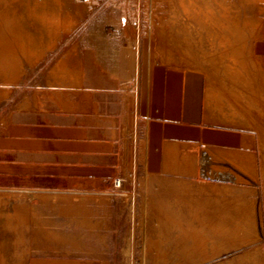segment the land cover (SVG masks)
Listing matches in <instances>:
<instances>
[{
	"label": "rangeland",
	"instance_id": "rangeland-1",
	"mask_svg": "<svg viewBox=\"0 0 264 264\" xmlns=\"http://www.w3.org/2000/svg\"><path fill=\"white\" fill-rule=\"evenodd\" d=\"M263 12L264 0H0V139L20 110L62 108L78 94L82 54L202 70L221 92L209 111L257 133L255 166L240 169L249 177L224 162L213 167L234 179L202 177L205 151L230 156L207 147L192 176L150 174L141 154L121 189L107 190L34 188L3 168L0 147V263L264 264V68L254 55Z\"/></svg>",
	"mask_w": 264,
	"mask_h": 264
},
{
	"label": "crops",
	"instance_id": "crops-1",
	"mask_svg": "<svg viewBox=\"0 0 264 264\" xmlns=\"http://www.w3.org/2000/svg\"><path fill=\"white\" fill-rule=\"evenodd\" d=\"M68 50L67 56L75 54ZM254 53L264 68V12ZM81 62V87L68 96L66 106L20 110L4 128L0 147L10 156L3 168L29 174L32 187L113 189L114 178L133 170L141 154L142 168L150 174L189 177L207 147L230 152L206 151L208 169L224 162L236 173L243 166L253 170L257 133L234 117L227 122L209 111L204 71L141 59L140 54H82ZM34 264L55 263L41 259Z\"/></svg>",
	"mask_w": 264,
	"mask_h": 264
},
{
	"label": "bare ground",
	"instance_id": "bare-ground-1",
	"mask_svg": "<svg viewBox=\"0 0 264 264\" xmlns=\"http://www.w3.org/2000/svg\"><path fill=\"white\" fill-rule=\"evenodd\" d=\"M181 2H184V1H181ZM183 4V3H182ZM187 5V4H186ZM186 5H184L183 4V9L185 10V11H187L189 14V16L190 17H192V18H197V19H199L200 21H204V22H207V23H210L211 21V16H209V14H206V16L204 17H202L199 13L201 12L200 10H199V12H197V11H195L193 8H192V6L190 7V6H186ZM210 21V22H209ZM214 22V21H213ZM58 22H56V24H57ZM233 28H235V25L233 26ZM59 30V28L56 30V31H58ZM225 42V40L223 41V43ZM230 48V47H229ZM229 48H225L224 50L225 51H228V49ZM73 52V48H72V50H71V53ZM222 53V52H221ZM224 53V52H223ZM24 56H27V57H29L28 59H31V62L32 61H35V59L36 58H38L37 57V55L39 56V54H37L36 56H32V55H30V54H23ZM231 56H233V57H236V56H238L239 54H230ZM251 56H252V54H250ZM239 59H241V58H239ZM11 64V63H10ZM14 70H15V67H11V70H10V72L11 73H14ZM11 73H9V74H11ZM4 75H6V74H4ZM8 76V75H7ZM7 76H5V77H7ZM9 77H10V79H11V75H9ZM10 79L7 81V83H9L10 82ZM211 80H212V78H211ZM245 85V84H244ZM254 93V92H253ZM5 94H7V91H6V89H3V93H2V95L4 96ZM252 94V93H251ZM255 94H257L256 92H255ZM250 97H251V95H249ZM255 96V95H254ZM253 96V94H252V97H254ZM220 97H221V92H220V90H218L217 89V86H215L211 81H209V83H208V93H207V98H208V104H209V106L212 108V109H216L217 107H219V99H220ZM252 97L250 98V99H252ZM255 97H258V96H255ZM258 99V98H257ZM254 101L256 100V98H254L253 99ZM259 100V99H258ZM258 100H256L257 102H258ZM251 101H249V103H250ZM249 103H247V104H249ZM250 105V104H249ZM248 106V105H247ZM206 152V151H205ZM205 154V153H204ZM204 154H203V157H204ZM204 159V158H203ZM206 164L204 163V161L202 160V167H203V172H204V174L205 175H213L217 170H210V169H208L209 168V166H205ZM218 172V171H217ZM219 173V172H218ZM220 174V173H219ZM223 176H224V174H223ZM0 264H2V262L0 263Z\"/></svg>",
	"mask_w": 264,
	"mask_h": 264
},
{
	"label": "built area",
	"instance_id": "built-area-1",
	"mask_svg": "<svg viewBox=\"0 0 264 264\" xmlns=\"http://www.w3.org/2000/svg\"><path fill=\"white\" fill-rule=\"evenodd\" d=\"M221 174V173H220ZM218 172H215L213 175H205L203 172L202 162H201V176L207 178L209 180H221L223 178V174L220 175ZM123 185V178L117 177L113 180V187L115 189H121Z\"/></svg>",
	"mask_w": 264,
	"mask_h": 264
}]
</instances>
